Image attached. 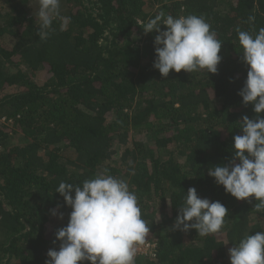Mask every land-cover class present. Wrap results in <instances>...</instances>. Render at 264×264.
Segmentation results:
<instances>
[{
  "label": "trees",
  "instance_id": "16d2710c",
  "mask_svg": "<svg viewBox=\"0 0 264 264\" xmlns=\"http://www.w3.org/2000/svg\"><path fill=\"white\" fill-rule=\"evenodd\" d=\"M38 7L0 0V264H45L71 212L56 188L101 169L129 183L150 228L154 246L135 264H230L229 248L264 231V211L208 169L228 163L242 117L256 115L238 95L248 66L237 29L264 27V0H60L69 22L46 40ZM161 10L205 18L222 42L217 73L153 68L158 33L142 26ZM190 187L228 209L219 233L173 229Z\"/></svg>",
  "mask_w": 264,
  "mask_h": 264
},
{
  "label": "clouds",
  "instance_id": "9594fccd",
  "mask_svg": "<svg viewBox=\"0 0 264 264\" xmlns=\"http://www.w3.org/2000/svg\"><path fill=\"white\" fill-rule=\"evenodd\" d=\"M35 13L39 23L37 35L46 40L54 31L53 22L60 21L64 30L69 17L60 13V0H38ZM249 17V22L254 21ZM164 26L162 29L161 26ZM145 34L154 36L153 68L163 77L170 71L192 73L206 70L217 73L222 57V42L203 16L189 14L174 17L160 11L143 26ZM242 48L241 60L248 66L247 77L238 95L243 104L253 106L256 114L241 119V135L233 136V153L226 164L212 166L208 175L225 193L237 200L254 197V209L264 211V27L255 34L237 29ZM55 192L71 208L68 223L55 232L59 249L47 251L45 264H135L138 246L150 231L142 218L138 197L129 183L97 171L82 184L61 181ZM63 219V212L50 210ZM228 209L219 201L201 198L190 187L183 204L178 208L173 229L188 232L195 229L198 236L219 233L224 226ZM230 264H264V231L245 234L228 249Z\"/></svg>",
  "mask_w": 264,
  "mask_h": 264
},
{
  "label": "built area",
  "instance_id": "2783aa9c",
  "mask_svg": "<svg viewBox=\"0 0 264 264\" xmlns=\"http://www.w3.org/2000/svg\"><path fill=\"white\" fill-rule=\"evenodd\" d=\"M154 246V244H150L148 241H145L143 244L138 246V252L139 253H143L146 249H152Z\"/></svg>",
  "mask_w": 264,
  "mask_h": 264
},
{
  "label": "rangeland",
  "instance_id": "374dc122",
  "mask_svg": "<svg viewBox=\"0 0 264 264\" xmlns=\"http://www.w3.org/2000/svg\"><path fill=\"white\" fill-rule=\"evenodd\" d=\"M150 244H153L152 241L149 242ZM151 252V249H146L142 254H149Z\"/></svg>",
  "mask_w": 264,
  "mask_h": 264
}]
</instances>
